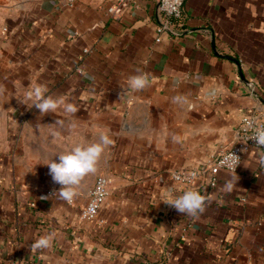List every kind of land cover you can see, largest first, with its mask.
I'll list each match as a JSON object with an SVG mask.
<instances>
[{
  "label": "crops",
  "instance_id": "obj_1",
  "mask_svg": "<svg viewBox=\"0 0 264 264\" xmlns=\"http://www.w3.org/2000/svg\"><path fill=\"white\" fill-rule=\"evenodd\" d=\"M67 1L0 0V72L23 98L44 84L78 107L75 116L62 108L42 116L31 101L19 105V194L0 202V264H264V151L243 147L238 171L221 172L203 193L212 199L198 218L164 203L169 186L184 192L173 171L209 164L237 142L246 112L264 114V0H187L183 27L160 42L159 0H129L119 19L92 0ZM137 70L149 85L120 99ZM177 95L188 103L174 104ZM101 132L114 144L74 206L45 196L61 188L45 164ZM174 134L185 139L174 143ZM102 173L111 194L96 220L82 221ZM3 187L11 193L10 181ZM51 232L50 249L31 250Z\"/></svg>",
  "mask_w": 264,
  "mask_h": 264
},
{
  "label": "clouds",
  "instance_id": "obj_2",
  "mask_svg": "<svg viewBox=\"0 0 264 264\" xmlns=\"http://www.w3.org/2000/svg\"><path fill=\"white\" fill-rule=\"evenodd\" d=\"M136 75H132L127 80V90L122 91L120 99L123 98L127 91H140L149 85V77L147 74L137 70ZM48 88L44 84H37L25 93V100L31 101L35 109L39 110L40 115L44 116L48 113H55L57 109H63L67 116H75L78 112V107L72 102H68L63 95L52 96L47 95ZM172 102L178 105H186L188 99L184 95H177L172 98ZM56 124L63 126L64 121H55ZM69 127L74 129L75 123H70ZM185 137L173 135L174 143H182ZM255 144L264 149V127H257L255 134L252 137ZM114 144V140L106 132H101L98 139L92 143H77L70 150L59 153L55 156L59 157V162L51 159L47 164L49 167V175L54 183L60 184L61 188L55 194L66 201H71L77 194L78 188L82 182L90 174H95L98 170V165L104 156L109 146ZM228 159H231L229 157ZM260 162L264 164V155ZM195 175V173H193ZM235 185V177L228 179L224 185L225 192H231ZM166 199L164 203L174 207L179 213L193 218H198L199 214L205 211L207 203L212 199L211 195L201 194L198 190L188 189L180 195H176L174 188L169 186L165 190ZM56 238V233H46L34 240L31 244V250L50 249Z\"/></svg>",
  "mask_w": 264,
  "mask_h": 264
},
{
  "label": "built area",
  "instance_id": "obj_3",
  "mask_svg": "<svg viewBox=\"0 0 264 264\" xmlns=\"http://www.w3.org/2000/svg\"><path fill=\"white\" fill-rule=\"evenodd\" d=\"M95 4L104 6L109 16L119 19L128 6L129 0H92ZM187 0H159L158 10L162 16L161 24L157 29V42L161 41L163 34L174 32L183 27V7ZM73 0H68L67 4L72 6ZM1 56V52H0ZM257 127H264V114L257 111L246 112L236 130L237 142L230 148L224 150L217 158L209 164L200 165L195 169L175 170L171 173L172 181L183 191L188 189L198 190L201 194L208 193L219 184L221 172L235 173L243 161V147L259 148L252 137ZM231 157V159H228ZM195 173V175H193ZM113 180L107 173L97 176L88 204L80 212V220H96L100 209L111 194ZM55 191L48 190L47 197H53ZM75 201H68L70 207Z\"/></svg>",
  "mask_w": 264,
  "mask_h": 264
},
{
  "label": "rangeland",
  "instance_id": "obj_4",
  "mask_svg": "<svg viewBox=\"0 0 264 264\" xmlns=\"http://www.w3.org/2000/svg\"><path fill=\"white\" fill-rule=\"evenodd\" d=\"M15 89L14 83L9 81L6 74L0 72V202L3 199V194H7L9 199L18 197V190L14 189L17 185V157H18V141L17 134L14 132L15 127L13 123L18 118L19 105L25 101L24 96H20ZM59 162V157L57 159ZM10 165V167H9ZM9 167V170L6 169ZM50 177V175H49ZM11 182V189L7 193L5 190V182ZM15 185V186H14ZM14 186V187H13ZM13 187V188H12ZM55 188H46L45 196L48 190ZM56 195V194H55ZM1 209V206H0ZM0 213V218L2 217Z\"/></svg>",
  "mask_w": 264,
  "mask_h": 264
},
{
  "label": "water",
  "instance_id": "obj_5",
  "mask_svg": "<svg viewBox=\"0 0 264 264\" xmlns=\"http://www.w3.org/2000/svg\"><path fill=\"white\" fill-rule=\"evenodd\" d=\"M212 47H213V49H214L215 52H216V47H215V43H214V38H213V44H212ZM225 58H227V59L231 60L233 63H235V64L238 66V68H239V73L242 74V73H241V69H240V65H239V63H238L237 61L233 60L232 58H230V57H228V56H225Z\"/></svg>",
  "mask_w": 264,
  "mask_h": 264
}]
</instances>
